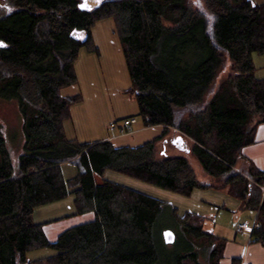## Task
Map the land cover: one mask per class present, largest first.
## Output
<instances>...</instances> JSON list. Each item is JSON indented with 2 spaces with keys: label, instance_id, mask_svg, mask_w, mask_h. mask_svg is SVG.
<instances>
[{
  "label": "trees",
  "instance_id": "obj_1",
  "mask_svg": "<svg viewBox=\"0 0 264 264\" xmlns=\"http://www.w3.org/2000/svg\"><path fill=\"white\" fill-rule=\"evenodd\" d=\"M1 1L8 5L0 13V97L19 101L25 143L18 167L5 152L0 162V264H165L156 227L169 205L105 180L108 171L183 197L225 192L258 214L252 236L264 248V171L238 168L264 123V81L252 60L264 55V4L98 0L87 11L79 9L85 0ZM106 20L116 23L132 81L126 93L146 128H163L137 148L82 144L64 129L82 97L61 91L78 83L81 50L98 53L92 31ZM171 132L191 143L186 153L199 170L165 152L160 143ZM64 164L77 166V176L66 180ZM72 196L77 215L92 212L94 220L50 243L35 210ZM168 219L165 230L177 232L183 253L166 264L221 263L225 242L206 231L203 216L172 209ZM41 249L55 254L29 260Z\"/></svg>",
  "mask_w": 264,
  "mask_h": 264
},
{
  "label": "rangeland",
  "instance_id": "obj_2",
  "mask_svg": "<svg viewBox=\"0 0 264 264\" xmlns=\"http://www.w3.org/2000/svg\"><path fill=\"white\" fill-rule=\"evenodd\" d=\"M89 1V4L95 5L98 0ZM1 3L2 1L0 0V4ZM7 5L8 2L5 1L3 4L4 7H0V13L7 11ZM80 35L83 39L86 38L84 33ZM92 35V44L98 48V53H91L98 58L96 74H94V77L91 75L89 76L88 72L82 74L80 78L81 86L79 89V92L82 93V104L79 103L73 106L76 107L79 105V109H77L80 110L78 119L82 123V132H87L83 135L82 133L76 134V137L80 143H93L94 141L102 140V137H104L105 133L107 132L106 130H108L111 138H113L115 135H119L118 128L121 127L123 122L122 120H119V117L130 110L129 105H126V103H131L134 100H132V98H130L126 93V90H124L125 86L130 82V76L127 70L128 68L125 69V67H127L124 60L125 57L122 59V61L124 60L123 62L120 60L124 54L119 38L116 35V23L113 20L100 22L93 29ZM112 35L117 38L118 45H115L116 40L114 43L111 40ZM81 51L88 52L86 49ZM62 92H64V90ZM134 102L136 101L134 100ZM22 113L23 112L18 100H8L0 97V138L3 140V150L0 147V162L2 160V154L5 152L9 155L10 160L15 165V167H18L20 156L24 151L23 147L25 143V137L22 129L24 124V116ZM136 119L138 123L133 126L134 130L138 128H144L143 120L139 114L136 116ZM110 121H115L113 125L115 130L109 128V125L111 124ZM105 125H107L106 129H104ZM90 128L92 129L91 132H89ZM93 128L99 129L95 130L96 134H94ZM123 134L125 133H122V135ZM175 138H178L177 133L171 132L167 138L168 141L166 143H160L161 145H164L165 152L170 157H188L195 169L199 170L200 167L196 159L191 154L181 151L176 146L171 144V140ZM190 145L191 143L189 142L185 143V148L191 147ZM71 166L74 171L78 170L77 166ZM104 179L130 189L137 190L160 201L166 202L169 205L168 209L163 213L162 216H160L158 225L156 227L157 233H161L162 237L165 229L169 228L167 225L169 222L168 215L172 209H177L180 214L190 211V213H196V211L199 212L197 209L199 206H201V200H207L206 198L197 197L195 195H193L192 198L183 197L181 195L159 189L136 179L110 171L105 173ZM99 180H102V178L100 177ZM214 192L224 193L220 191ZM201 193H203V196L205 195L206 197L210 196L213 191L207 193H204L203 191ZM232 200L233 201L230 203L234 208L233 202H236V200ZM223 206L224 205L214 211V213L204 214L207 224L209 223V225L206 224L205 226L206 231L221 239L234 241L236 239L235 226L237 223L244 221L252 224L253 220L256 218V213L250 211H241L239 213V218H237L238 214L236 215L232 214V212H228ZM45 207H47V205ZM39 209H41V207L35 210L33 216L34 223L39 219V213H37V210ZM94 217L95 216L92 212L81 215L73 214L72 216L66 218L63 217L60 220L51 222V224L45 227L43 226V230L48 241L50 243H55L63 232L70 229L71 227L90 223L94 220ZM174 233L177 235V232ZM238 240L240 242L239 246L241 249L244 248L246 244L245 241L241 238ZM161 252L160 259L163 263H175L177 257L183 253V243L181 244V242H178L173 245H166L163 243ZM54 254L55 251L52 249H41L30 252L28 257L29 260L35 261L48 258ZM237 255L241 256L242 259L243 256L241 253H238Z\"/></svg>",
  "mask_w": 264,
  "mask_h": 264
},
{
  "label": "crops",
  "instance_id": "obj_3",
  "mask_svg": "<svg viewBox=\"0 0 264 264\" xmlns=\"http://www.w3.org/2000/svg\"><path fill=\"white\" fill-rule=\"evenodd\" d=\"M252 1L258 5L264 4V0H252ZM111 40L113 41V43L116 40L117 44L115 43V45H118L117 38H115L113 35ZM81 52L79 54L78 60L75 63V73L78 79V83L73 86L62 89V91L64 90V92L61 91V95L63 97H73L77 95H80L82 97V93L79 92L81 86L80 78L82 74L88 72L89 76L91 75L93 77L95 76L94 74H96L98 58L95 55L91 54L90 52H86V51L82 53ZM123 58L124 56L122 55V58H120V60L122 61ZM252 60L255 66V78L257 80L264 81V55L254 54ZM126 68L127 67H125V69ZM131 85H132V81L130 79V82L125 86L124 90H126L127 92L131 88ZM136 103L137 102H134V100L131 103L130 102H128V104L126 103V105H129L130 110L125 112L123 115H121L119 117V120L124 121L130 118L136 119V116L140 114L138 103L137 104ZM78 107L79 105L71 109V120L66 121L64 123L65 133L69 140L79 141L76 137V134L82 133L83 135L87 133L86 131L82 132L83 129L81 125L82 123L78 119V115L80 112V110H77L79 109ZM115 121H110L111 124L109 125V128H111L112 130H115L113 126ZM137 123L138 122L136 119V123L134 125H136ZM107 125H105L104 129H106ZM133 126L130 132L125 133L123 135L120 132V127H119L118 128L119 135H115L113 138H111L108 130H106L107 132L105 133L104 137H102V140H97L94 141L93 143L109 142L116 148H121V147L137 148L160 137L163 133V128L159 126L151 127V128H146L144 126V128H138L136 130H134ZM22 129L25 137L24 124ZM95 130H99V129H94V134H96ZM91 131L92 129L90 128L89 132ZM245 149L243 150V155L245 156L246 160L241 161L238 165V168L241 169L242 171H246L248 168H250V166H254L259 170L264 171V123L260 124L257 127V130L255 132L254 144ZM71 167L72 166L70 164H64L61 166L63 176L66 180L72 179L76 177L78 174V170L74 171ZM262 190L264 192V186L262 187ZM195 192L192 194V196L195 195L197 197L207 199V200H201V206H199V208L197 209L199 212L196 211V213H194L199 216L204 217V214L214 213V211L222 207V205H224L223 207L226 208L228 212L230 213L232 212V214H236V215L238 214L237 218H239L240 216L239 213L243 211L241 207V202L240 201L238 202V200L232 198L225 192L216 193L213 191V193H211L210 196H206V197L205 195L203 196V193H201L203 191L196 193ZM207 192L210 191H204V193ZM232 199L236 200V202H233L234 208L230 203L231 201H233ZM37 213H39V219L35 221V224L43 225L44 227L51 224V222L60 220L63 217L66 218L72 216L73 214H77V209L74 203V197L72 196L63 201L47 205V207L45 206L41 207V209L37 210ZM257 216L258 214H256V218L253 220L252 224H249V222H244V221L237 223V225L235 226L236 239L234 241H228L222 239L225 242V247H224L223 259L221 260L220 264H264V248L260 244L256 243L253 236L245 235L243 233L238 232L237 230L238 226L243 223H247L249 226L252 227L255 226L256 224V226L258 227ZM207 225H209V223ZM239 238L243 239L246 243L245 247L242 249L239 246L240 243L238 240ZM238 253H241V255L243 256L242 259L241 256L237 255Z\"/></svg>",
  "mask_w": 264,
  "mask_h": 264
},
{
  "label": "water",
  "instance_id": "obj_4",
  "mask_svg": "<svg viewBox=\"0 0 264 264\" xmlns=\"http://www.w3.org/2000/svg\"><path fill=\"white\" fill-rule=\"evenodd\" d=\"M79 9L90 11L92 10V6L89 4L88 0H85L84 3L80 5ZM171 144L176 146L179 150L187 152L183 137L172 139ZM163 239L166 245H173L176 242V235L171 230H165L163 233Z\"/></svg>",
  "mask_w": 264,
  "mask_h": 264
},
{
  "label": "built area",
  "instance_id": "obj_5",
  "mask_svg": "<svg viewBox=\"0 0 264 264\" xmlns=\"http://www.w3.org/2000/svg\"><path fill=\"white\" fill-rule=\"evenodd\" d=\"M136 123V119L135 118H130V119H127V120H124L122 122V125L120 127V132L121 133H128L131 131L132 129V126ZM256 224L255 226H249L247 223H243V224H240L237 228L238 232L240 233H243L245 235H248V236H252L255 229H256Z\"/></svg>",
  "mask_w": 264,
  "mask_h": 264
}]
</instances>
